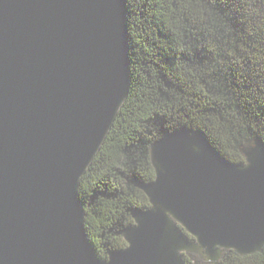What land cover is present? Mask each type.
<instances>
[{
    "label": "water",
    "instance_id": "95a60500",
    "mask_svg": "<svg viewBox=\"0 0 264 264\" xmlns=\"http://www.w3.org/2000/svg\"><path fill=\"white\" fill-rule=\"evenodd\" d=\"M130 88L125 0H0V264H220L264 248V141L231 162L202 129L165 132L136 181L127 246L97 257L78 185ZM193 237V239L190 237Z\"/></svg>",
    "mask_w": 264,
    "mask_h": 264
},
{
    "label": "trees",
    "instance_id": "16d2710c",
    "mask_svg": "<svg viewBox=\"0 0 264 264\" xmlns=\"http://www.w3.org/2000/svg\"><path fill=\"white\" fill-rule=\"evenodd\" d=\"M130 88L79 181L87 237L106 259L127 242L132 211L150 206L136 181L155 170L152 143L178 128L202 129L229 161L264 141V0H125ZM193 239V237L190 235ZM184 264L203 263L184 253ZM220 264H264V248L225 250Z\"/></svg>",
    "mask_w": 264,
    "mask_h": 264
},
{
    "label": "rangeland",
    "instance_id": "374dc122",
    "mask_svg": "<svg viewBox=\"0 0 264 264\" xmlns=\"http://www.w3.org/2000/svg\"><path fill=\"white\" fill-rule=\"evenodd\" d=\"M198 264H207V263L203 262V263H198Z\"/></svg>",
    "mask_w": 264,
    "mask_h": 264
}]
</instances>
